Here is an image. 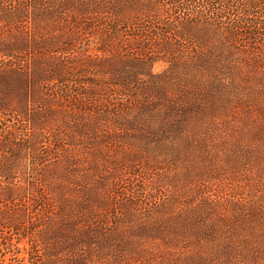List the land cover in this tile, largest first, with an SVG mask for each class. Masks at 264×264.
Instances as JSON below:
<instances>
[{
  "label": "rangeland",
  "instance_id": "rangeland-1",
  "mask_svg": "<svg viewBox=\"0 0 264 264\" xmlns=\"http://www.w3.org/2000/svg\"><path fill=\"white\" fill-rule=\"evenodd\" d=\"M159 2L152 19L179 30L187 12L179 14L169 0ZM194 2L207 14L206 0ZM125 25L115 37L120 42L92 29L78 38L72 56L60 57V65L72 66L75 74L48 87L56 115L40 150L61 172L45 182L50 208L109 231L105 251L123 256L121 264H202L190 256L205 253L204 240L194 245L198 234L172 220L175 214L190 216L189 206L207 197L224 209L257 202L264 211V75L249 63H263L264 49L257 54L240 40L238 48L239 41L231 43L233 57L216 65L220 71L215 66L189 73L166 61L171 57L155 46L161 40L154 39L152 24L148 41ZM192 44L184 45L190 55L199 49ZM215 45H208L207 56ZM86 56L95 64L80 61ZM81 65L86 68L78 70ZM30 109L43 113L33 104ZM181 109L185 119L177 120L182 127L175 132L172 110ZM262 216L233 233L245 235L235 239V248L219 247L237 254L234 264H264Z\"/></svg>",
  "mask_w": 264,
  "mask_h": 264
},
{
  "label": "trees",
  "instance_id": "trees-1",
  "mask_svg": "<svg viewBox=\"0 0 264 264\" xmlns=\"http://www.w3.org/2000/svg\"><path fill=\"white\" fill-rule=\"evenodd\" d=\"M159 1L0 0V264H95L96 260L100 264H121L125 259L105 251L109 231L85 221L78 224L62 213L54 214L47 195L45 182L50 174H61L59 163L52 164L40 150L43 137L53 130L49 120L56 115L51 106L55 99L48 87L68 83L74 76L75 69L66 64L62 67L60 57L73 55L78 38L94 29V35H105L116 43L119 27L130 23L146 40L152 24L154 39L161 40L155 46L171 57L166 61L174 69L198 74L230 60L236 53L231 43L239 41L238 48L243 44L240 40H244L245 47L257 54L264 49V0H206L207 14L196 10L195 0H169L167 3L179 14L187 12L179 30L172 24L157 26L159 22L152 19V14L159 12ZM144 40H140L141 45ZM185 44L199 49L190 55ZM213 44L219 47L207 56L204 51ZM87 59L90 58L80 61L94 63ZM154 62L157 61L150 58V63ZM249 63L264 75V62L249 59ZM84 68L85 65L77 67ZM214 72L219 73L216 69ZM32 104L41 107L43 113L31 112ZM172 111L175 121L170 128L176 132L182 127L177 120L185 118L182 109ZM190 133L183 131L185 136ZM53 136L56 145H61L59 137ZM45 166L46 175L40 173ZM212 178L213 175L208 180ZM203 186L200 190L205 195ZM221 204L210 197L203 198L202 203L189 206L190 216L175 214L171 218L185 226V231L198 234L194 245L204 240L205 253L192 254L193 262L237 263V254L231 248L236 246L235 239L245 235L233 233L242 231L241 224L263 217L257 202L251 206L233 203L225 209ZM222 244L231 246L230 250L219 249Z\"/></svg>",
  "mask_w": 264,
  "mask_h": 264
}]
</instances>
